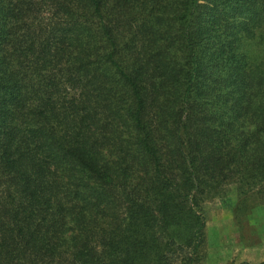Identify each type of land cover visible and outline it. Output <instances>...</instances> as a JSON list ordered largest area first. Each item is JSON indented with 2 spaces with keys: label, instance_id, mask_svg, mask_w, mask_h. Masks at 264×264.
<instances>
[{
  "label": "trees",
  "instance_id": "16d2710c",
  "mask_svg": "<svg viewBox=\"0 0 264 264\" xmlns=\"http://www.w3.org/2000/svg\"><path fill=\"white\" fill-rule=\"evenodd\" d=\"M230 187L264 193V0H0V264H202Z\"/></svg>",
  "mask_w": 264,
  "mask_h": 264
},
{
  "label": "rangeland",
  "instance_id": "374dc122",
  "mask_svg": "<svg viewBox=\"0 0 264 264\" xmlns=\"http://www.w3.org/2000/svg\"><path fill=\"white\" fill-rule=\"evenodd\" d=\"M228 195L205 203L202 264H264V193Z\"/></svg>",
  "mask_w": 264,
  "mask_h": 264
}]
</instances>
